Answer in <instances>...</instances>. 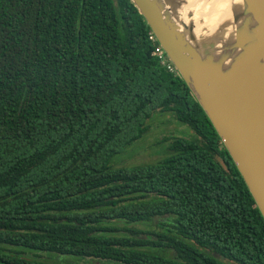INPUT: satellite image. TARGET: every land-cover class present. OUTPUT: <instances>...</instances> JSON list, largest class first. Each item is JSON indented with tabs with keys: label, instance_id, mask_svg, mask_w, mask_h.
I'll return each instance as SVG.
<instances>
[{
	"label": "trees",
	"instance_id": "16d2710c",
	"mask_svg": "<svg viewBox=\"0 0 264 264\" xmlns=\"http://www.w3.org/2000/svg\"><path fill=\"white\" fill-rule=\"evenodd\" d=\"M150 32L131 0H0V264H264V217ZM163 115L191 134L120 166Z\"/></svg>",
	"mask_w": 264,
	"mask_h": 264
},
{
	"label": "water",
	"instance_id": "95a60500",
	"mask_svg": "<svg viewBox=\"0 0 264 264\" xmlns=\"http://www.w3.org/2000/svg\"><path fill=\"white\" fill-rule=\"evenodd\" d=\"M131 1L211 120L264 217V0H244L259 28L258 45L227 69L215 61L220 50L224 60L230 55L226 45L218 51L213 38L196 39L188 0ZM246 41L235 31L233 49Z\"/></svg>",
	"mask_w": 264,
	"mask_h": 264
},
{
	"label": "bare ground",
	"instance_id": "6f19581e",
	"mask_svg": "<svg viewBox=\"0 0 264 264\" xmlns=\"http://www.w3.org/2000/svg\"><path fill=\"white\" fill-rule=\"evenodd\" d=\"M188 1L193 11L196 39L213 38L218 45V51L223 44L228 48L230 55L225 60L224 55L220 54L221 50L216 53L215 61H221L224 69H227L234 59H245L248 52L258 45L259 28L248 12L244 0ZM235 31L241 32L247 39L243 49H233ZM259 72L260 68H257L254 76Z\"/></svg>",
	"mask_w": 264,
	"mask_h": 264
},
{
	"label": "rangeland",
	"instance_id": "374dc122",
	"mask_svg": "<svg viewBox=\"0 0 264 264\" xmlns=\"http://www.w3.org/2000/svg\"><path fill=\"white\" fill-rule=\"evenodd\" d=\"M150 129L146 136L137 144L132 145L122 156L120 166H135L153 163L165 156L166 145L162 141L166 137L189 135L185 126L175 121L172 116H155L150 122ZM26 254H34V251L24 250ZM47 253L44 255L46 256Z\"/></svg>",
	"mask_w": 264,
	"mask_h": 264
},
{
	"label": "built area",
	"instance_id": "2783aa9c",
	"mask_svg": "<svg viewBox=\"0 0 264 264\" xmlns=\"http://www.w3.org/2000/svg\"><path fill=\"white\" fill-rule=\"evenodd\" d=\"M149 39L155 45L153 55L159 58L161 65L164 68H166L170 73L178 75L179 72H178L176 66L174 65L173 61L168 56L165 49L160 44L158 37L156 36V34L152 30L149 34Z\"/></svg>",
	"mask_w": 264,
	"mask_h": 264
}]
</instances>
